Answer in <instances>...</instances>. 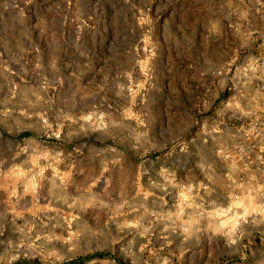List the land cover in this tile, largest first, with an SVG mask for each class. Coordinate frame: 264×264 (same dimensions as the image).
<instances>
[{
  "label": "rangeland",
  "instance_id": "374dc122",
  "mask_svg": "<svg viewBox=\"0 0 264 264\" xmlns=\"http://www.w3.org/2000/svg\"><path fill=\"white\" fill-rule=\"evenodd\" d=\"M235 16L0 0V264H264V159L218 114Z\"/></svg>",
  "mask_w": 264,
  "mask_h": 264
},
{
  "label": "crops",
  "instance_id": "0c3cea01",
  "mask_svg": "<svg viewBox=\"0 0 264 264\" xmlns=\"http://www.w3.org/2000/svg\"><path fill=\"white\" fill-rule=\"evenodd\" d=\"M232 14L237 15L239 20L237 34L233 45L237 48L236 55L230 60H224V74L231 77L223 78L224 86L220 96L218 114L225 121L230 118L240 119L247 116L254 121H262L264 124V0H221ZM227 72V74L225 73ZM227 88L228 92H225ZM240 116V117H238ZM219 124V135L225 137L230 134L228 124ZM234 128L243 129L247 132L248 141H252L254 147L264 159V127L258 135L254 134L252 123L248 127L231 123ZM240 128V129H239ZM235 132V130H234ZM245 141V140H244ZM224 148V146H222ZM241 149L233 147L224 148L221 155L225 159L237 155L242 157ZM226 157V158H225Z\"/></svg>",
  "mask_w": 264,
  "mask_h": 264
},
{
  "label": "built area",
  "instance_id": "2783aa9c",
  "mask_svg": "<svg viewBox=\"0 0 264 264\" xmlns=\"http://www.w3.org/2000/svg\"><path fill=\"white\" fill-rule=\"evenodd\" d=\"M264 127V124L262 121H254L252 122V128L254 129V134L258 135L259 133L262 132V129Z\"/></svg>",
  "mask_w": 264,
  "mask_h": 264
},
{
  "label": "trees",
  "instance_id": "16d2710c",
  "mask_svg": "<svg viewBox=\"0 0 264 264\" xmlns=\"http://www.w3.org/2000/svg\"><path fill=\"white\" fill-rule=\"evenodd\" d=\"M107 256V254H104V253H97V254H94L93 256H90V257H88L87 259H90V258H103V257H106ZM87 259H80L79 261H78V263L79 264H82L85 260H87ZM76 263V262H75Z\"/></svg>",
  "mask_w": 264,
  "mask_h": 264
}]
</instances>
